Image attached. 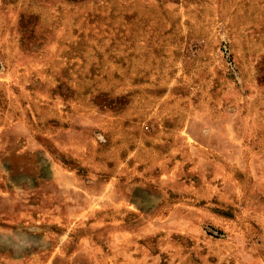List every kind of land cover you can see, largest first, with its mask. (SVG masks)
Instances as JSON below:
<instances>
[{"label":"rangeland","instance_id":"obj_1","mask_svg":"<svg viewBox=\"0 0 264 264\" xmlns=\"http://www.w3.org/2000/svg\"><path fill=\"white\" fill-rule=\"evenodd\" d=\"M0 264H264V0H0Z\"/></svg>","mask_w":264,"mask_h":264}]
</instances>
